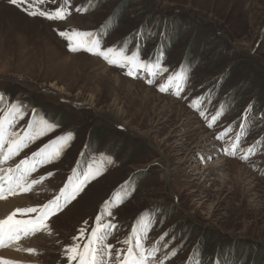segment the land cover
Listing matches in <instances>:
<instances>
[{"label":"rangeland","instance_id":"374dc122","mask_svg":"<svg viewBox=\"0 0 264 264\" xmlns=\"http://www.w3.org/2000/svg\"><path fill=\"white\" fill-rule=\"evenodd\" d=\"M67 2L71 15L53 22L0 0V110L20 101L28 114L18 127L26 126L31 109L59 124L0 167L13 166L56 136L74 134L58 161L33 173L54 175L29 193L10 196L6 204L12 206L0 219L51 200L74 168L87 169L101 154L113 163L52 218L50 234L18 242L36 254L21 250L14 260L68 264L65 246L121 191L130 195L105 216L117 225L107 239L114 248L125 249L138 219L152 215L143 243L160 249L153 259L169 254L164 264L193 262V248L201 264H214L217 252L227 249L242 264H264V0ZM69 28L94 31L102 47L139 51L150 60L162 52L170 72L192 67L190 81L180 96L162 93L161 81L149 84L143 71L128 76L127 68L102 57L71 51L57 34ZM209 92L211 103L201 106L209 119L224 105L212 127L190 107ZM249 148V158L241 159Z\"/></svg>","mask_w":264,"mask_h":264},{"label":"snow or ice","instance_id":"6c2138e0","mask_svg":"<svg viewBox=\"0 0 264 264\" xmlns=\"http://www.w3.org/2000/svg\"><path fill=\"white\" fill-rule=\"evenodd\" d=\"M8 3L20 8L31 17H41L53 22L63 21L71 15L67 0H62L59 6L54 8L45 7V5H56L57 0H8ZM75 10L79 12L86 9L76 8ZM57 34L67 42L68 48L73 52L86 51L102 57L111 65L127 68L128 76H136L143 71L149 77L147 81L149 84H155L157 79L160 80L158 88L162 93L171 91L174 95L180 96L190 81L192 67L182 65L179 71L170 72L163 63L162 52H158L155 60H150L143 58L139 51L123 47L119 50L114 47H102V41L97 38L94 31L69 28L57 30ZM165 74L167 75L165 76ZM211 99L212 95L209 92L194 98L190 103V107L199 112L209 127L215 124L224 111V105L221 104L220 109L209 119L206 110H202L201 106L205 100L211 103ZM3 100V95H0V102ZM31 113V118L26 126L18 127L19 122L28 114V109L22 102H12L5 109L0 110V164H6L14 157H18L31 144L59 128L58 122L50 121L40 115L36 109H31ZM223 136L224 133H221L217 139H223ZM73 139L74 134L68 131L44 143L31 155H26L13 166L0 167V200L29 193L35 185H39L46 178L53 176L52 172L36 177L33 176V173H36L38 168L43 165H50L58 161L70 147ZM239 140L240 135L237 134L236 141ZM237 146V143L231 145L233 155H235ZM252 151V148L247 149L241 159L247 160ZM112 163L111 157L101 154L100 158L90 163L87 169L77 173L74 168L73 175L68 177L67 182L59 189V194L51 200L35 206L18 207L0 219V247L15 245L17 250L36 254L35 249H24L18 242L40 232L50 234L52 218L75 200L91 181L103 174L106 170L105 164ZM128 195L130 193L114 192L109 200L104 201L91 225L89 221H84L78 234L72 237L73 243L66 245L63 250L68 264H73V262L75 264H164V261L169 259V254H165L159 260L153 259L160 251L155 245L145 248L143 241L148 238L152 223L147 217L142 216L138 219L131 229L130 236L123 240V244L127 246L125 249H116L112 244L107 243L108 236L112 234V230L117 225L111 220L105 222V216H113V210L122 204ZM170 255L175 256L176 251L173 250ZM0 264H18V262L0 257Z\"/></svg>","mask_w":264,"mask_h":264},{"label":"trees","instance_id":"16d2710c","mask_svg":"<svg viewBox=\"0 0 264 264\" xmlns=\"http://www.w3.org/2000/svg\"><path fill=\"white\" fill-rule=\"evenodd\" d=\"M150 216H152V215H149L147 217L150 219ZM161 245H162V243H161ZM190 252H191L193 262L190 261L188 264H201V261L199 260L198 254H197V252H195L194 248L191 249ZM232 257H234V258L232 259ZM210 263H214V264H242L241 261L238 260L237 256H233V253L230 249L217 252L216 259L214 260V262L211 261Z\"/></svg>","mask_w":264,"mask_h":264},{"label":"bare ground","instance_id":"6f19581e","mask_svg":"<svg viewBox=\"0 0 264 264\" xmlns=\"http://www.w3.org/2000/svg\"><path fill=\"white\" fill-rule=\"evenodd\" d=\"M82 58V57H80ZM84 58V57H83ZM19 199V198H18ZM12 200V198L10 197V199H7V200H1L0 201V216H2L4 214V212L9 209L8 206L11 205V202H10V205H7L6 203H9V201ZM14 200V199H13ZM12 206V205H11ZM10 206V207H11ZM21 245V244H20ZM21 252V250H17V247L15 245H11L8 249L6 250H3L0 252V257H3L5 259H19L18 258V254ZM4 254V255H2ZM14 260V261H16Z\"/></svg>","mask_w":264,"mask_h":264}]
</instances>
